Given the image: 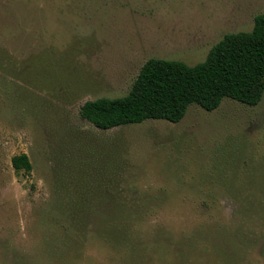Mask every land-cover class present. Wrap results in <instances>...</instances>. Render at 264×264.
<instances>
[{"label": "rangeland", "instance_id": "1", "mask_svg": "<svg viewBox=\"0 0 264 264\" xmlns=\"http://www.w3.org/2000/svg\"><path fill=\"white\" fill-rule=\"evenodd\" d=\"M261 14L264 0H0V264H264V96L107 131L80 115L148 60L202 63ZM108 190L138 209L131 236L77 237L68 210Z\"/></svg>", "mask_w": 264, "mask_h": 264}, {"label": "trees", "instance_id": "2", "mask_svg": "<svg viewBox=\"0 0 264 264\" xmlns=\"http://www.w3.org/2000/svg\"><path fill=\"white\" fill-rule=\"evenodd\" d=\"M263 96L264 14H261L255 17L252 31L225 35L202 63L190 66L181 61L148 60L127 95L87 101L80 115L97 129L107 131L148 120L179 123L191 105L212 112L224 99L253 107ZM12 166L17 172L32 170L26 154L13 157ZM107 192H103V199L109 203L102 208L68 210L67 219L77 237L92 234L106 240L113 234L118 236L120 231L131 236L130 222L137 217L138 209L122 204L123 200L112 196V190ZM260 206L264 211V199Z\"/></svg>", "mask_w": 264, "mask_h": 264}]
</instances>
